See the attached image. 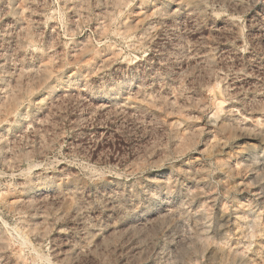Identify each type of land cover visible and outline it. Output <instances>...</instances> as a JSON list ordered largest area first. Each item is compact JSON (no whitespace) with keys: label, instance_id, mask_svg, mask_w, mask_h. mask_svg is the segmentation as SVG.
Here are the masks:
<instances>
[{"label":"rangeland","instance_id":"1","mask_svg":"<svg viewBox=\"0 0 264 264\" xmlns=\"http://www.w3.org/2000/svg\"><path fill=\"white\" fill-rule=\"evenodd\" d=\"M0 264H264V0H0Z\"/></svg>","mask_w":264,"mask_h":264}]
</instances>
